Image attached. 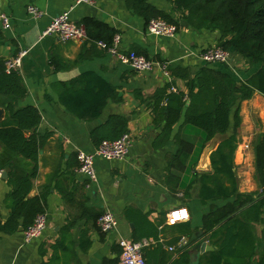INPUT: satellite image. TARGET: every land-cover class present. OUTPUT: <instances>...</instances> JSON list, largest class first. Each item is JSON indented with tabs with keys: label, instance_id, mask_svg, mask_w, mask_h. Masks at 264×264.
<instances>
[{
	"label": "crops",
	"instance_id": "0c3cea01",
	"mask_svg": "<svg viewBox=\"0 0 264 264\" xmlns=\"http://www.w3.org/2000/svg\"><path fill=\"white\" fill-rule=\"evenodd\" d=\"M147 2L176 18L180 15L174 10L170 0ZM32 4L43 11L40 18L28 12V7ZM64 11L70 13L73 21L82 22L84 18L94 17L115 28L121 35V47L125 50H136L148 58L167 62L172 67H188L193 74L205 65L201 52L216 44L220 38L219 31L196 30L189 24L182 25L173 37L152 35L147 29L145 16L129 7L127 0H93L91 3H78L77 0H0V59L7 60L17 56L22 50H28L18 70L28 93L18 100L17 106L38 107L42 120L37 130L42 135L49 134L40 150L38 174L29 194L30 197L43 193L46 195L47 226L41 235L28 243L24 241V229L12 234H2L0 264H40L48 261L53 255V245L64 237L68 245H72V250L62 259L61 264H120L121 249L118 240L121 237L149 239L151 245L144 250L147 262L160 264L163 252H171L174 257L182 246L181 239H191L183 232L184 225L188 223L197 229L194 234L203 232L196 241L197 244H203L202 248H196L195 244L189 246L193 264H197L208 252L219 250L217 243L224 245V235L211 238L209 233H205L204 216L213 205L222 207L234 198H206V202L203 201L200 176L212 172L211 154L233 133V127L227 134L216 135L198 158L195 149L192 152H178L179 143H183L185 139L195 142L200 139L198 132L189 125H184L183 116L174 126L171 141L166 146L155 149L153 143L162 128L154 123V113L148 99L158 88L173 81L178 89L186 90V82L173 75L169 80L158 67L153 71H137L119 62L100 47L99 55L80 61L79 56L87 46V41L64 42L55 34H45L53 18ZM3 14L10 19L8 28L3 25ZM51 51L68 64L67 69H53ZM231 66L220 70H226L237 80L246 79L259 68L249 69L247 65V70L240 72ZM88 71L97 73L117 87L121 96L119 101L108 99L100 116L93 120L80 118L69 111L55 87L57 82L69 81ZM0 107L5 109L6 117L5 106L0 103ZM113 114L128 119V133L133 136V144L122 159L107 160L97 157V180L91 181L76 171L79 166L76 164L79 162L74 157L79 150L93 152L98 147L99 144L92 139V131ZM241 116L242 123L234 153L238 189L241 193L259 195L262 187L256 172L255 149L264 132V96L256 92L251 99L243 101ZM173 156L183 159L186 167L182 170L169 169L168 162ZM8 157L9 154L0 142V166ZM196 158L197 164L192 168ZM20 163L27 168L31 166L27 161L20 160ZM4 171L7 172L6 169H0V174ZM11 189L8 177L1 178L2 220H6L10 214L6 197ZM181 206L189 209L190 219L177 224L168 223L170 210ZM84 209L100 213L106 209L111 210L118 218L117 228L102 232L98 220L89 219L83 213ZM140 213L146 214L149 221L157 227L159 239L135 238V231L142 225ZM69 222H74V226L66 232ZM252 225V241L255 244L252 264H257L264 251V221ZM88 239L91 243L85 249ZM160 243L162 247L158 249ZM170 247L175 249L170 250ZM231 248L230 244L226 251L232 253Z\"/></svg>",
	"mask_w": 264,
	"mask_h": 264
},
{
	"label": "trees",
	"instance_id": "16d2710c",
	"mask_svg": "<svg viewBox=\"0 0 264 264\" xmlns=\"http://www.w3.org/2000/svg\"><path fill=\"white\" fill-rule=\"evenodd\" d=\"M170 1L174 10L180 13L177 18L171 13L151 6L147 0H127V4L143 14L147 24L152 18L161 17L175 23L179 28L182 22L186 21L196 30L219 31L217 45L230 50L232 55L242 57L249 69L259 66L255 73L244 80H237L226 70H220L229 69L227 63H205L195 74L188 67L169 66L175 78L186 82V90L172 91L171 87L175 85L173 81L158 88L148 99V104L153 109L154 123L161 125L162 128L154 140L155 149L162 148L171 141L174 126L183 116L184 125H189L198 132L200 139L198 142L185 139L183 143H179L178 152H192L195 149L198 158L216 135L227 134L233 127V133L211 154L212 172L200 176L203 201L206 202V198L211 200L234 198L222 207L213 205L210 212L204 216L205 233H209L211 238L219 234L224 235V245L217 243L219 250L208 252V255L203 256L197 264H252L255 255L252 223L264 221V132L261 133L255 149L256 172L262 187L259 195L239 192L234 170V153L238 143V130L242 123V102L251 99L256 92L264 96V0ZM82 22L87 27L89 39L79 56L80 61L99 55L97 42L105 41L109 44L117 33L115 28L94 17L84 18ZM50 61L55 71L68 68V64L54 54V51L50 52ZM55 87L62 103L69 111L86 120L99 117L108 99L121 100L117 87L93 71L82 73L69 81L57 82ZM27 93L21 74L18 71L8 72L5 59H0V103L7 111L6 117L0 121V142L9 154L0 169L7 170L8 182L12 187L6 197L10 208L9 217L6 220L0 217V238L2 234L17 232L20 227L26 230L33 224L38 214L45 213L47 206L44 193L40 196H29L33 180L38 174L40 150L49 134L42 135L37 130L42 120L38 107L17 106L18 100L23 99ZM128 131V119L113 114L103 124L97 126L91 136L98 145L104 139L120 138ZM74 158L77 160V154ZM20 160L29 162L31 166L25 167ZM183 161L173 156L168 162V167L182 170L186 167ZM197 161L196 158L191 165L192 168ZM83 213L94 220H98L102 214L88 209H84ZM140 216L142 225L135 231V238L159 239V231L149 221L148 216L142 213ZM73 226L74 222H69L66 232ZM196 231L197 229L192 228L190 223L183 227V232L189 239ZM196 241L190 239L187 244L180 246L174 257L171 252H163L160 264H193L189 246L197 245ZM90 243L88 239L85 249ZM230 244L232 253L226 251ZM161 247L162 244H158V249ZM70 250L72 245L70 247L64 237L53 245V255L49 260L40 264H61ZM42 252L44 253L43 249ZM257 264H264V251Z\"/></svg>",
	"mask_w": 264,
	"mask_h": 264
},
{
	"label": "built area",
	"instance_id": "2783aa9c",
	"mask_svg": "<svg viewBox=\"0 0 264 264\" xmlns=\"http://www.w3.org/2000/svg\"><path fill=\"white\" fill-rule=\"evenodd\" d=\"M78 3L93 2V0H77ZM28 12L40 18L43 11L36 5H29ZM4 27H10V19L7 15L1 16ZM150 34L156 36L173 37L177 34L179 27L172 22H169L161 17L152 18L147 25ZM45 34H55L60 40L84 42L88 41L87 27L83 22L73 21L68 11H64L53 18L50 25L45 31ZM121 35L115 34L111 43L105 41H98V47L106 50L112 56L123 64L130 66L137 71H153L155 68H160L163 74L169 79H172V73L167 62L156 61L148 58L136 50H125L121 47ZM28 50H22L17 56L5 60V67L8 72L18 71L22 66L23 58L27 55ZM201 58L205 63H227L230 64L232 53L224 47L214 44L207 47L201 52ZM172 91H178V88L173 85ZM133 144V136L126 132L120 138L110 140L104 139L93 152H85L83 150L77 151V160L79 166L77 172L85 175L89 180H97V172L95 169V159L102 157L107 160L122 159L130 151ZM1 179V174H0ZM184 213V215H178ZM190 219V211L186 206L175 207L168 213V223L177 224L179 222ZM98 225L102 232H109L118 226V218L109 209H106L98 218ZM47 226L46 213H40L36 216L33 224L24 230V241L26 243L32 241L34 238L42 234ZM188 239L183 237L180 245L187 243ZM120 246V264H148L144 254L145 248L151 245L149 239L134 240L130 238L121 237L118 240ZM174 250V247H170Z\"/></svg>",
	"mask_w": 264,
	"mask_h": 264
},
{
	"label": "water",
	"instance_id": "95a60500",
	"mask_svg": "<svg viewBox=\"0 0 264 264\" xmlns=\"http://www.w3.org/2000/svg\"><path fill=\"white\" fill-rule=\"evenodd\" d=\"M182 25L187 26L188 23L186 21L182 22ZM5 118V109L3 107H0V121H2ZM8 173L6 171L2 172L1 178L2 179H7ZM20 231H23V227L19 228ZM203 232H197L196 234H193L191 237V241L197 240L198 236H201ZM203 244H197L196 248H202Z\"/></svg>",
	"mask_w": 264,
	"mask_h": 264
},
{
	"label": "rangeland",
	"instance_id": "374dc122",
	"mask_svg": "<svg viewBox=\"0 0 264 264\" xmlns=\"http://www.w3.org/2000/svg\"><path fill=\"white\" fill-rule=\"evenodd\" d=\"M232 57L234 59L231 58L232 59L230 62V65H232L231 68L234 67L235 69L239 70L240 72L247 70L246 69V66H247L246 61L242 57H240L237 54H235L234 56L232 55ZM213 64H216V63H213ZM230 65H229V67H230Z\"/></svg>",
	"mask_w": 264,
	"mask_h": 264
},
{
	"label": "clouds",
	"instance_id": "9594fccd",
	"mask_svg": "<svg viewBox=\"0 0 264 264\" xmlns=\"http://www.w3.org/2000/svg\"><path fill=\"white\" fill-rule=\"evenodd\" d=\"M178 215H184V213H180V214H178Z\"/></svg>",
	"mask_w": 264,
	"mask_h": 264
}]
</instances>
